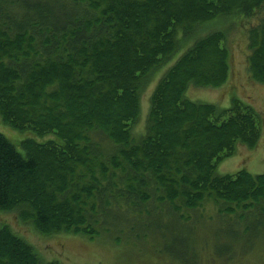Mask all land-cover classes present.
<instances>
[{"label": "trees", "instance_id": "16d2710c", "mask_svg": "<svg viewBox=\"0 0 264 264\" xmlns=\"http://www.w3.org/2000/svg\"><path fill=\"white\" fill-rule=\"evenodd\" d=\"M220 17L245 30L249 76L264 86V0H0V119L32 134L21 152L0 132V210L42 234L89 236L109 230L112 206L156 210L170 218L173 264L262 258L264 173H216L238 144L257 146L259 115L240 99L223 108L185 96L228 78L226 32L198 35ZM161 69L135 138L140 94ZM208 200L210 232L182 214ZM220 231L223 242L209 236ZM0 264L58 262L4 225Z\"/></svg>", "mask_w": 264, "mask_h": 264}, {"label": "rangeland", "instance_id": "374dc122", "mask_svg": "<svg viewBox=\"0 0 264 264\" xmlns=\"http://www.w3.org/2000/svg\"><path fill=\"white\" fill-rule=\"evenodd\" d=\"M232 23L233 21L229 18L220 17L198 28V35L215 30L226 32L225 45L229 53V74L226 82L215 88L197 87L190 84L185 96L192 101L212 103L223 108L229 107L233 98L240 99L255 109L259 115L261 132L257 146L250 149L238 144L232 156L218 163L216 173L222 175L246 170L252 174H260L264 173V86L250 78L247 67V55L250 50L247 46L246 33L243 28L232 25ZM176 57L165 69L174 63ZM161 72L162 69L154 74L151 83L140 94L139 118L132 125L135 138L145 132L149 96ZM0 132L21 152L20 141L32 136L29 132L21 133L13 130L1 119ZM44 138H49V136L46 135ZM36 139L39 142L42 140L38 137ZM90 202L91 200L88 204ZM155 204L154 197H152L142 205V209L150 210ZM216 212L217 206L210 200L204 202L196 210H182V214L187 216L189 221L202 220L201 226L208 232L211 231L209 223L215 220L213 216L217 215ZM103 216L105 221L110 222L109 230L99 231L91 236L66 233L42 234L34 228L30 221L23 220L17 209L0 210V228L4 225L10 228L33 248L34 253L42 261H57L58 264H173L170 262V245L174 240L169 217L166 215L159 217L156 210L150 214L143 212L140 215L130 216L118 206L110 207L103 213ZM220 233L222 236H217L216 239L212 233H209V236L213 240L220 239L219 241L223 242V235L226 236L227 232L220 231ZM261 257L254 260L255 264H262V261L264 263L262 250Z\"/></svg>", "mask_w": 264, "mask_h": 264}]
</instances>
